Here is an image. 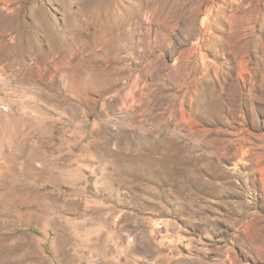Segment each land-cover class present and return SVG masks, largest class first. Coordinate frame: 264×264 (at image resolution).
<instances>
[{
  "label": "rangeland",
  "instance_id": "obj_1",
  "mask_svg": "<svg viewBox=\"0 0 264 264\" xmlns=\"http://www.w3.org/2000/svg\"><path fill=\"white\" fill-rule=\"evenodd\" d=\"M0 195V264H264V0H0Z\"/></svg>",
  "mask_w": 264,
  "mask_h": 264
},
{
  "label": "crops",
  "instance_id": "obj_2",
  "mask_svg": "<svg viewBox=\"0 0 264 264\" xmlns=\"http://www.w3.org/2000/svg\"><path fill=\"white\" fill-rule=\"evenodd\" d=\"M148 217V216H146ZM135 227L139 228L138 224H133ZM142 226V229L138 231V229H135L134 232H138L137 237L134 236V240L131 243V241L128 240V234L127 237L125 236L126 230H123V233L121 234V247L122 252L125 253L126 249L131 248V253L134 254L135 257H138L141 254H145L148 251V248L150 247V244L154 242L155 238H160L163 234V230L158 229V227H153L148 224V219H146V223H144ZM141 228V227H140ZM131 244V245H130ZM181 251V250H180ZM180 260L184 264H188L189 259H187V255L183 252H180ZM184 261V262H183Z\"/></svg>",
  "mask_w": 264,
  "mask_h": 264
},
{
  "label": "built area",
  "instance_id": "obj_3",
  "mask_svg": "<svg viewBox=\"0 0 264 264\" xmlns=\"http://www.w3.org/2000/svg\"><path fill=\"white\" fill-rule=\"evenodd\" d=\"M158 228H163V225H159Z\"/></svg>",
  "mask_w": 264,
  "mask_h": 264
},
{
  "label": "bare ground",
  "instance_id": "obj_4",
  "mask_svg": "<svg viewBox=\"0 0 264 264\" xmlns=\"http://www.w3.org/2000/svg\"><path fill=\"white\" fill-rule=\"evenodd\" d=\"M5 194H3V196H4ZM1 196V195H0Z\"/></svg>",
  "mask_w": 264,
  "mask_h": 264
}]
</instances>
